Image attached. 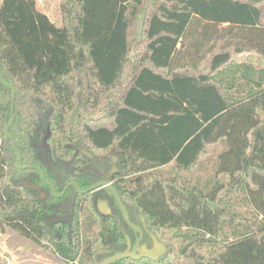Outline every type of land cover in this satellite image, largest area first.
I'll return each mask as SVG.
<instances>
[{"label":"trees","instance_id":"trees-1","mask_svg":"<svg viewBox=\"0 0 264 264\" xmlns=\"http://www.w3.org/2000/svg\"><path fill=\"white\" fill-rule=\"evenodd\" d=\"M60 12L59 27L37 0L0 6L10 132L37 168L15 167L0 82V232L77 264L124 246L93 192L58 198L41 174L59 195L69 180L85 190L116 156L114 187L168 253L115 264H264V0H61Z\"/></svg>","mask_w":264,"mask_h":264},{"label":"water","instance_id":"water-1","mask_svg":"<svg viewBox=\"0 0 264 264\" xmlns=\"http://www.w3.org/2000/svg\"><path fill=\"white\" fill-rule=\"evenodd\" d=\"M0 82L4 87H6L7 89L12 91V98H11L12 118H11L10 123L6 124L5 131H6L7 136L11 140V147L18 157V160L15 163V167L19 170L37 169L36 167H33V166H28V165L25 166L24 165V160H23L22 154L17 149L15 139L10 132V130H11V128L15 122V101H16V97H17V92H16L15 85L12 82H7L4 79L3 72L1 69H0ZM84 154L88 158H92L91 154H89V153H84ZM41 174H42V180L45 182L46 185H49L51 187L53 195L58 197V198L63 197L65 195L67 189H69L70 187H74L78 194H88V193H92L98 189L106 188L108 191H110L115 196L117 205L120 208L125 221L135 231L143 234L142 230L139 229L136 225H134L131 222L128 209L124 205L120 193L116 190V188L109 181L103 180V181L94 183L85 190L81 189L80 186L75 181H71L70 183L67 184L66 190L61 195H59L56 187L53 184L46 181L45 173L41 172ZM22 185H23V183H22ZM26 186H27V188L38 189L40 191V188H38L37 186L29 185V184H27ZM40 193H41L42 199L47 197V194L45 192L40 191ZM105 205H106V203H105ZM97 210H98V213L100 215H105L107 212H109L110 208L107 207V209L104 210L102 207L98 206ZM151 236H152V239L154 242V247L150 250L147 248H144L143 250H141L140 254H137V251H138V245H137L133 251H131V248L129 247V249H127L124 252L116 253V254L110 256L109 258H106L102 261H99L98 260L99 255H101L103 253H108L104 248H99L96 250V252L93 255L94 264H115V263L120 262V261L125 260V259L141 260L143 258L149 259L152 261H158L159 259H161L163 256H165L168 253V249H167L166 245L161 243L155 235L152 234Z\"/></svg>","mask_w":264,"mask_h":264},{"label":"rangeland","instance_id":"rangeland-1","mask_svg":"<svg viewBox=\"0 0 264 264\" xmlns=\"http://www.w3.org/2000/svg\"><path fill=\"white\" fill-rule=\"evenodd\" d=\"M3 0H0V6ZM40 11L48 15L57 26H62L60 12L61 0H37ZM233 68L229 74L241 78V82L256 86L254 73L241 72ZM54 245H37L23 238L12 229L7 228L4 233L0 232V264H77L79 258L66 260V256L58 252ZM63 251L64 247L61 249Z\"/></svg>","mask_w":264,"mask_h":264},{"label":"flooded vegetation","instance_id":"flooded-vegetation-1","mask_svg":"<svg viewBox=\"0 0 264 264\" xmlns=\"http://www.w3.org/2000/svg\"><path fill=\"white\" fill-rule=\"evenodd\" d=\"M90 159H92V158H90ZM118 160H119L118 157L112 156L111 163L109 165V170L98 167L99 171L104 176V180L109 181L113 186H114V184H113L111 179L118 173ZM25 166H27V165H25ZM92 166H93V164L90 165V167H92ZM70 182H71V180H69L66 183V187H65L64 191L67 188V184ZM24 183L25 182H23V185H24ZM70 188H72V187H70ZM41 198H42V196H41ZM92 199H93V205H94L97 213H98V210H97L98 206L102 207L104 210H106L107 207L110 208L109 212H107L105 215H100L99 213H98V215L102 218H113V219H115L118 222V227H119L121 233L123 234V236L125 238L124 246H118L117 244H115L114 242L111 241L107 247H103L108 253H103V254L99 255L98 256V257H100L99 261H102L106 258H109L110 256H112L116 253L124 252L127 249H129V247L131 248V251H133L136 248V246L138 245L137 254H140L141 250H143L144 248H147L150 250L154 247V242H153V239L151 236L153 233H151L148 230L144 219L140 218V217L136 218L134 216V212H130V210L127 208L131 222L134 225H136L139 229L142 230L143 234H141L140 232L135 231L125 221V219L122 215V212L117 205L116 198L110 191H108L106 188L98 189L92 193ZM105 203H106V205H105ZM118 211L120 212V216L118 214ZM143 259H145V258H143Z\"/></svg>","mask_w":264,"mask_h":264}]
</instances>
